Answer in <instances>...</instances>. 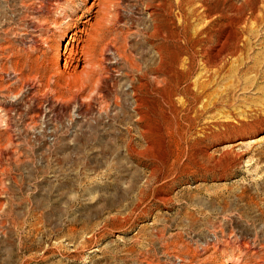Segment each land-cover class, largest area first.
Masks as SVG:
<instances>
[{"label": "rangeland", "instance_id": "obj_1", "mask_svg": "<svg viewBox=\"0 0 264 264\" xmlns=\"http://www.w3.org/2000/svg\"><path fill=\"white\" fill-rule=\"evenodd\" d=\"M25 1L27 5L29 2L37 5V0ZM121 1H123L121 2L122 22L120 20L117 22L118 25L112 27L110 37L115 36L113 33L116 32L117 35L119 34L118 40L123 42L120 31L132 21L125 16L129 14V8L135 9V1ZM225 1L210 0L209 5L218 7L221 12L223 8V12H228L233 4L242 6L241 8L246 12L252 5L254 8H263L264 16V0H249L250 5L246 4L245 0ZM92 2L93 0H77L76 5L68 10V14L72 15L73 8L76 7L79 10L76 11L77 13L74 12L73 16L78 18L80 13L82 15L75 20L76 27L64 28L58 34L68 32L69 35H73L76 29L83 25L84 19L95 15L98 0L94 1L95 5L91 11H81L84 4L89 6ZM196 2L197 0H192L189 5L192 7L194 4L193 6L196 7ZM13 4L17 12L22 15L28 14L29 10L24 7L22 0H14ZM6 7L7 1L0 0V85H6L12 79L9 52L13 50L15 53L13 52L12 61H19L21 63L19 68L23 67L25 74L30 73L29 76L32 73L34 75L31 70L35 67L33 62L37 56L45 63L55 62L57 58L53 50L58 35H54V41L49 43V46H43L41 51H35L33 45L40 41L39 30L35 29L39 21L29 18L32 20L30 23L28 19V16L31 17L30 14L27 15V19L24 16V19L20 20L17 15L7 13ZM143 8L139 6L140 11L138 12L137 9V14L134 12L132 15L134 26L136 25L135 28L138 29L143 27L140 24L141 19H146L143 22L149 23L148 11L145 9L142 11ZM45 9L44 7L43 15L47 14ZM139 15L140 22L136 24ZM8 16H12L14 20V23H11L12 28L6 23L10 21ZM126 19L129 24L126 23ZM25 20L27 23H24ZM263 20L254 27L250 26L252 42L244 51V55L240 56V61L234 62V57H231L215 72L216 67H202L201 61L194 60L195 64L193 62L191 67L192 80L196 79L204 86L198 84L199 90L194 87L191 92H200L204 87L200 95L202 97H199L200 101L196 104L198 109H202V115H197L196 118L191 111L190 116L186 115L187 118L184 119V122L188 123L183 124L180 120L182 126L176 125L177 127H171L167 131L163 129V138L153 137L156 145L153 149L148 148L147 143H143L137 146V154H128L131 152L126 149V143L119 139L129 135L138 138L141 128L136 126L134 128L129 124V127H132L129 134L125 124L111 120L113 114L121 111V108L114 104L115 98L112 92L124 90L122 92L130 95L129 79L125 77L126 72L122 68V63L113 62L109 68L111 70L109 80L113 74L112 78L117 80L118 85L116 90L107 92V103H110L108 107H100L96 98L88 100L90 108L87 107L85 104L90 96L85 90L80 93L78 103L56 101L53 103L54 108H48L44 101L37 104L32 102L30 107L38 111L40 108L41 111L37 125L27 123V114L19 115L15 114L16 111L11 112L12 130H1L0 139L14 132L12 134L14 138L21 135L31 141L36 140V143L39 140L40 147L38 144L34 147L1 146L5 149L2 148L0 151L2 155L0 168H8L5 174L0 172V182L3 181L9 190L6 193H1L0 190L2 194H0V204L4 203L0 206V264H4L5 260L8 261L7 264H244L245 261L246 264H259L260 259L264 258V240H262L264 238V118H256L252 114L257 109L261 110L262 114L264 112ZM90 21L94 22V18L91 17ZM223 21L220 19L217 24L220 25ZM63 25L64 22L61 23V26ZM51 30L53 29L48 33H51ZM14 31L16 32L12 33ZM133 31L135 32L136 29L131 28L129 33H134ZM77 33L81 38L85 37L82 32L77 31ZM131 33L125 42L129 53L139 57L141 53H137L147 50L150 51L148 56L152 57L156 48L150 44L143 46L145 40L142 36L132 34L134 36L132 37ZM81 38H79L80 42L78 41L79 47L83 44ZM69 39L62 41V44L72 43ZM155 43L153 42V45ZM150 47L153 48L152 51ZM67 52L69 51L64 52L65 55ZM114 59L113 61L118 60ZM168 60L170 61L169 57ZM82 65L83 62H80L77 71ZM144 65L143 62L142 66ZM188 71L186 68V72ZM68 73L72 75L73 71ZM46 76L48 74L45 78ZM150 76L154 78L153 85L158 86L164 75L151 73ZM155 79L158 82H155ZM109 80L107 79V82ZM69 81L70 78L67 83ZM68 84L69 89L73 87L70 82ZM16 85L18 89L20 84ZM67 93L64 91L65 95ZM19 96L20 94L5 96L0 90V104L15 103L17 108L26 110L28 107L26 103L17 104L20 100ZM172 97L175 98L172 101L178 106L180 104L183 106V101L186 104L182 91ZM154 98L158 99L156 95ZM128 100V102L132 101L131 98ZM78 104L81 107H77ZM162 104V110L156 109V120L159 121L158 123L163 122L164 114L169 117L171 126L170 122L174 118L172 112L168 111L172 110V104L171 102ZM86 107L89 109L85 114L78 113ZM176 120L172 121L173 125L178 122L177 118ZM184 127L187 130L185 133ZM91 136L99 137L103 142L99 145L70 144L68 148L63 145L64 142L72 143L74 138L87 139ZM39 138H44L45 141L43 139L40 141ZM164 146L165 152L162 149ZM163 161H165L163 170H160L161 172L157 170L151 175L154 163L162 164ZM17 184L23 191L17 188ZM157 187L165 191V197L170 201L165 199L161 202L156 198L152 190ZM14 195H17L16 198ZM10 200L12 204L14 202L18 204L17 207H15L17 204H13L14 213L17 214L14 222L7 220L4 212ZM35 201H41L42 205L34 209ZM19 241H22V244L18 245ZM242 244H248V247ZM255 250L256 253L250 258L253 259L248 260V256Z\"/></svg>", "mask_w": 264, "mask_h": 264}, {"label": "bare ground", "instance_id": "obj_2", "mask_svg": "<svg viewBox=\"0 0 264 264\" xmlns=\"http://www.w3.org/2000/svg\"><path fill=\"white\" fill-rule=\"evenodd\" d=\"M6 1H7V7H6L7 13H11L14 16L17 15L18 16L17 18H19L20 20L24 19L23 18L24 16L27 19V15L30 14L31 17L28 16V19L32 18L33 21L34 20L39 21V23L37 24L35 29L38 28L37 30H39L40 41L33 45L35 51H41V48L43 46H49V43L54 41V35H56V34L58 35L55 38V40H56L55 42H57V44L55 45L54 50H53L54 54H56L57 58H56L55 62H46L45 63V61H42V59H40L39 56H37L36 57L37 59L35 61L33 60L34 61L33 64L35 63V67H33V70H31L34 72V75L31 72L32 74H31V76H29L30 73H29V75L25 74V72L22 69L23 67L19 68V66L21 64L19 61H17V62H13L14 60L12 61V57H14L15 52H14V50H13L14 53L11 51V46L9 44V48L11 51V53L9 52V59H10L9 69L12 73V79L6 85H0L1 86L0 90L3 91L5 96L6 95H12V94L16 96L17 94H20V96L18 97L20 99L19 100L20 102L17 100L18 101L17 104L19 105L23 102V103H26L28 107L26 110H21V109L16 107L15 103L14 104L13 103H1L0 104V132H1V130H3V131H8L10 129L12 130L11 123H12L13 117L11 115V112H13V111H16L15 114H19V115L20 114H22V115L27 114V116H28V122L27 123L36 124L38 122L37 118L40 116L41 111H40V108H39L40 112L38 110L32 109L33 107L32 106L30 107V104L32 102H35L33 104H37L41 101H44L48 105V108L49 107L54 108L53 103L56 101L73 102V103L77 102L78 103L79 98L81 97L80 93H83L85 90H87V94L90 96V97H88L89 99L87 98V104H85L87 107L90 106V103L88 102V100H90V99L93 100L95 98H96L95 100L97 101V103L99 104L100 107H108L110 103L109 104L107 103V100H108L106 98L108 96L107 92L116 90L115 88L118 85L117 80L115 78H112L113 74H112V77L110 78L111 80H109V74L111 72V70L109 68H111L110 66H112L113 62L115 64L122 63L123 64L122 68H124V71L126 72L125 77L129 79L128 89L130 90V95H127L125 92H122L124 90H122L121 92H117V91L112 92V93H114V98H115L114 104L117 107L121 108L120 109L121 111L119 113L113 114L111 116V120L117 121L120 124H125L127 126L125 128H127V132L129 134L131 133L130 131L132 130L131 128L133 126H134V128H135V126L137 128H141V129H139L140 131L137 130V132L139 131V133H140V135H139L140 137L135 138V136L129 135L128 137L124 136L123 138L121 137L119 139V141L126 143V145H125L126 149L128 148L129 151L131 152L128 154H132V153L137 154L138 153V152H136L137 146H139L143 143H147L148 148H151V149L155 148L156 145H155L154 138L155 137L163 138L164 137L162 135L163 129L167 131L168 129H170L171 127H174L176 125L182 126V123L180 120H182L183 124H184L186 122V121L184 122L186 115H189V113L191 111L194 112V114L196 115V118H198L197 115L198 116L202 115L201 114L202 109L201 110L198 109L199 107H197L196 104L198 103L197 101H200V100H198V99H200L199 97H202L200 95L204 91L203 90L204 87H202V91H200V92H196L194 90H193L194 92H191L194 87H196L197 90H199L198 84H200L197 82L196 79L192 80V76H191V72H192L191 67H193L194 60L197 59L198 61H201L202 67H204V66L205 67L209 66L211 68L216 67L215 72H217L218 69L222 68V66L227 62V59H229L231 57L235 58V59L233 58L234 62L240 61V56L242 54L244 55V51L247 50L246 48H248L249 44H251V42H252L251 39L253 36L251 35L252 34V28L250 26L254 27V25L258 24L260 21H262L264 19L263 8H261V7L254 8V7H252V5H251V7L248 8V10H249V11L247 10L248 12L247 11L244 12L245 9H242L241 8L242 6L240 7V6L235 5V4H233L232 8H230L228 10V12L226 10H225L226 12H223L224 8L221 12L217 9L218 7L216 8L215 6L209 5L210 0H197L196 5H195L196 7L193 6L194 4L192 5V7H191V5H189L190 1H192V0H134L135 1V3H134L135 9L132 10L131 8H129L131 13L129 12V14H127L126 16L124 15L125 17H127L129 20L131 19L132 21L130 20L131 23L129 24L128 23L129 21H127V19H126V21H127L126 23H128L129 25H126L125 27H123L124 29L122 31H120L121 32L120 35L122 37V40H124L123 42H120L118 40V37H117L119 34L117 35L115 32V34L113 33V35H115V36L110 37V34H111L110 32L112 31V27L116 26L115 24L118 25L117 22H119L121 20V18L123 17V15H122L123 13H121V11H123V9H122L123 7L121 5V2H123V1H121V0H98V2L96 4L98 6V9L96 8L97 10L95 11V15L90 16V18L91 17L94 18V22L90 21V18L84 19L83 25L78 27L76 29V31L73 33V35H69L68 32L67 33L65 32L62 34H58V32L62 31L64 28L71 29L72 27H74L76 25L75 20H77L78 18H81V16H82L81 13H80L78 18H75L73 16L74 12L79 10L76 7L73 8V11H72L73 14L72 15L68 14V10L72 6L76 5L77 0H37L36 6L32 5L31 4L32 2H29L30 0L28 1L29 3L27 2L29 5H27L25 3L26 2L25 0L24 1L22 0L24 7H26L29 10V12H27L28 14L25 13V15H22L21 13L17 12V9L14 8V4H13L14 0H6ZM94 1L95 0H93L91 5H89V6H86V4H84L82 6V8L84 10L81 8V11L82 12L91 11L93 6L95 5ZM128 1L130 2V0H128ZM248 1L249 0H245V3L250 5L249 4L250 1L249 2ZM193 2H195V1H193ZM223 2H226V1L223 0ZM230 3H228V4H230ZM18 4H19V2H18ZM123 6H126V5H123ZM128 6H129V4H128ZM130 6H131V4H130ZM139 6H143L144 8L142 11H144V9L147 10L148 11L147 15L149 16V17L146 16L148 18L149 23L147 21L143 22L144 19L143 20L141 19V22H140V19H139L140 15L137 18L136 24H138V22H140V24L143 25V27H141L142 29L135 28L136 25L134 26V20H133L134 17L132 16L134 12H136V14H137V11H136L137 9H138V12L140 11ZM44 7L47 9L46 15H43V13H42ZM21 11H22V9H21ZM11 14H9V15H11ZM48 14H50V16L53 15L54 17H49ZM174 17L177 19H175ZM7 18L10 19L11 22L9 21L6 23L8 24V26H10L9 28H12L13 24L11 25V23H14V20H13L12 16H8ZM141 18H144V17H141ZM138 19H139V21H138ZM220 19H223L224 21L222 24L219 25L217 23H218V20H220ZM29 20H28V22H29ZM30 21H31L30 23H32V20H30ZM249 21H250V25L248 26ZM62 22H64L65 25L61 26ZM121 22H122V20H121ZM24 23H27L26 20ZM34 24L35 23L33 22V25ZM16 28L18 30V27H16ZM131 28H134V30L136 29L135 32H137V33H135L134 31H133L134 33L130 32L131 35L132 34L133 35L138 34V35L142 36V38L145 40V45H143V46H147L148 44H150V46L156 48L155 54L152 57L150 55L148 56L150 51H147V50L145 52H141V51L139 52L138 51L139 53H137V54L141 53L140 56L138 55L139 57H135L131 53H129V51H128L129 48L127 47L125 42L130 35L129 30ZM50 29H53V30H51V33H48L50 31ZM21 30H22V28H21ZM32 30H33V28H32ZM34 31H36V30H34ZM77 31L82 32L83 36H85V37L81 38L80 35H78ZM15 32L16 31H14L12 33H15ZM25 32H26V30H25ZM133 35H132V37H134ZM16 38H17V36H16ZM69 38H71V39H69ZM79 38H81V41H83V44L80 47L78 46ZM67 39L72 41V43L68 42L66 45H63L62 41L67 40ZM12 40H14V39H12ZM27 41H29V40H27ZM153 42H156V43L153 45ZM73 43H75V45ZM131 45H132V43H131ZM141 45H142V43H141ZM133 47H134V45H133ZM28 48H29V46H28ZM130 49H132V47ZM136 49H138V48L136 47ZM152 49L150 47L151 51H152ZM67 50L69 52H67V55H65L64 52H66ZM141 50H143L142 47H141ZM134 54H136V53L134 52ZM183 54H187V55L183 56ZM7 57H8V55H7ZM168 57L170 58L171 62L168 60ZM114 58H117L118 60L113 61ZM31 62L32 61H30V63ZM80 62H83V65H82L81 69H79L77 71V68L80 66ZM143 62L145 64L144 66H142ZM61 63H62V67L60 68ZM194 64H195V62H194ZM169 65L171 67H169ZM186 68H188V70H189L188 72H186ZM120 69L121 68H118V70H120ZM40 71H41V73H40ZM70 71H73V74L71 73L72 75H69L70 73H68V72H70ZM151 73H158V74H162L165 76V77L163 76L162 79L160 78L161 79L160 85H158V86L153 85V79L154 78L152 79L153 76L152 77L150 76ZM46 74H48V76H46V78H45ZM25 75H28V76H25ZM121 75H123V74H121ZM110 76H111V74H110ZM66 78L68 80L70 78V80L73 81V82H71V81H69V82L71 83L70 85H72L74 87V89H72L73 87H71L69 89V87H70L68 84L69 82L67 83L68 80H66ZM155 78H157V77H155ZM107 79L109 80V82H107ZM154 81L158 82V81H156V79ZM17 83L20 84V87L18 89H16ZM67 84L69 87L67 86ZM200 85L204 86L202 83ZM64 91H66V93L69 91L70 95H68L69 92L67 93V95H65ZM181 91L183 92V94L185 96L186 104L183 103L184 101L183 102L181 101L183 106L181 104H180L181 106L180 105L178 106V104H175L173 102L175 98H173L172 96L175 95L176 93L181 92ZM109 93H111V92H109ZM84 94H86V93H84ZM121 94H122V96L124 95L125 97H122ZM155 95L157 96L158 99L160 98V100L154 98ZM49 96H50V98H49ZM66 96H68V97H66ZM180 96H182V95H180ZM129 98L132 99V101L130 100L131 102H128ZM170 99H171V101H169ZM179 99H180V97H179ZM160 102H162V103L163 102L164 103L171 102L172 110L170 108H168V110L170 109L171 111H168V110L167 111L172 112L171 115L173 116V118L175 120H176V118L178 119V122H175L176 123L175 125H173L174 124L172 122L174 120L173 119L170 122L171 123V126H170L169 125V121H170L169 117H166L164 114L162 116L163 122L158 123L159 121L156 120V116H157L156 109L162 110V107H161L162 103H160ZM59 105L61 106V104H59ZM23 107H24V105H23ZM77 107H81V105L78 104ZM87 107L82 111L80 110L78 113H82V114L84 113L85 114L88 111V109L90 108V107L89 108H87ZM204 108H206V107H204ZM204 108H203V110H204ZM77 109H79V108H77ZM104 109H106V108H104ZM102 110L103 109H101V111ZM260 111L261 110H258V109L255 110L254 114H252V115H254L253 117L264 118V112L262 114ZM51 112L53 113V111H51ZM161 113H163V111ZM88 114L90 115V113H88ZM53 115H55V114H53ZM192 119L190 121L191 123H192ZM132 121H133V123H132ZM186 123H188V122H186ZM129 124H131L132 127L131 126L129 127ZM155 126H157V127L154 128ZM187 126H189V125H187ZM187 126H186V128H187ZM134 130H136V129H134ZM95 131H96V129H95ZM186 131L187 130L184 127V133ZM9 132H11V131H9ZM89 132H90V130H89ZM13 133H11V135H8L9 134L8 133L7 136L3 135L4 137H2L0 139V141H2V142H0V148H1L0 151L2 150V148H4V147H1L2 145L5 147L8 145H10V146H12V145H15V146L16 145H19V146L25 145V146H30V147H34L36 144L39 145V140L37 141L38 143H36V140L31 141L29 138L27 139V138L21 137V135H20V137L18 135V138H14L12 136ZM173 133L174 132H172V134ZM184 133H182V134H184ZM167 134H170V133H167ZM178 134H180V133H178ZM178 134H176V135H178ZM74 137H75V135H74ZM80 138H81V136H80ZM80 138L72 139L73 140L72 143L71 142H64L63 145L67 146V148H68L70 146V144L74 145V146L80 145V144H84V145H86V144L87 145H89V144H93V145L96 144L97 145L98 144L99 145L103 142L99 139V137H92L91 136V138L88 137L87 139L86 138L80 139ZM42 139L44 140V138H42ZM42 139H40V141ZM166 139H167V137H166ZM18 140H20V141H18ZM168 141H170V140H168ZM39 147H40V145H39ZM164 148H165V146L162 147L163 151L165 152L166 149H164ZM115 153H116V151H115ZM112 155H114V154H112ZM1 156L2 155H0V159H2ZM8 157H10V156H8ZM1 161L2 160H0V162ZM6 162H8V161H6ZM164 163H165V161H163L162 164H157V165H156V163H154V165L151 169V172H150L151 175L155 174L157 172V170H158V172H161L163 170ZM159 165H162V166H159ZM224 166H225V164H224ZM6 168H8V167H6ZM6 168L1 167L0 172L5 174ZM49 169H50V167H49ZM222 169H224V168H222ZM12 170H14V169H12ZM17 188L20 191H23L20 185H18ZM0 190H1V193L2 192L6 193V192H8L9 187L7 185H5V183H3V181H1L0 182ZM139 190H141V189L139 188ZM160 190L161 189H159L157 187V188H154L152 191L155 192L156 198L162 202L168 198L165 197V191L164 190L160 191ZM12 196H11V198H12ZM16 196H15V198H16ZM49 199L50 198H48V200ZM11 200L8 201L9 203L6 204V209L4 210V212H5V215H6L5 217L7 218V220L14 222L17 214L14 213L15 211L13 209V207H14L13 204H15V202L12 204ZM26 200H27V198H26ZM41 203H42L41 201H35L34 206L33 205L32 206L35 209V208L40 207L42 205ZM2 204H4V203H1L0 206ZM19 204H21V202ZM17 206H18V204L15 207H17ZM33 207H32V209H33ZM245 229L247 231L249 230V228H245ZM243 238H244V236H243ZM236 239H237V237H236ZM262 240H264V238ZM19 242L20 243L18 245L22 244L21 243L22 241H19ZM234 242H235V240H234ZM243 245H246V244H242V246ZM246 246L248 247V244ZM17 247H19V246H17ZM20 247L23 248L24 246H20ZM241 248H243V247H241ZM248 251L249 250H247V252ZM16 252H18V251H16ZM35 252H38V251H35ZM251 253H252L251 255H249V256L247 255L248 260L253 259V258L252 259H250V258L253 257L252 255H254L256 253V250L251 252ZM237 258L238 257H236V259ZM254 261H255V258H254ZM245 262H243V263L246 264ZM7 263H8V261L5 260L4 264H7ZM259 264H264V258L260 259Z\"/></svg>", "mask_w": 264, "mask_h": 264}]
</instances>
